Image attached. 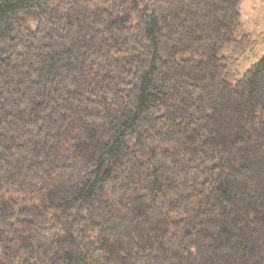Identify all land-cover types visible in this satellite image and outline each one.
<instances>
[{
    "label": "trees",
    "instance_id": "obj_1",
    "mask_svg": "<svg viewBox=\"0 0 264 264\" xmlns=\"http://www.w3.org/2000/svg\"><path fill=\"white\" fill-rule=\"evenodd\" d=\"M242 2L0 0V264H264Z\"/></svg>",
    "mask_w": 264,
    "mask_h": 264
},
{
    "label": "rangeland",
    "instance_id": "obj_2",
    "mask_svg": "<svg viewBox=\"0 0 264 264\" xmlns=\"http://www.w3.org/2000/svg\"><path fill=\"white\" fill-rule=\"evenodd\" d=\"M243 24L246 32H251L258 45L246 57L243 66L246 67L264 54V0H243Z\"/></svg>",
    "mask_w": 264,
    "mask_h": 264
}]
</instances>
